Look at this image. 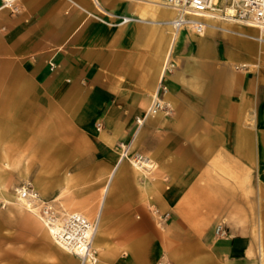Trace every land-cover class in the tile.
<instances>
[{
  "label": "crops",
  "instance_id": "1",
  "mask_svg": "<svg viewBox=\"0 0 264 264\" xmlns=\"http://www.w3.org/2000/svg\"><path fill=\"white\" fill-rule=\"evenodd\" d=\"M96 1L98 5L95 0H15V11L3 7L0 1V124L5 127L0 140H41L45 136L37 139L35 129L26 133L20 128L35 127L36 114L44 125L72 128L70 134L59 129L63 134L58 149L84 132L91 142L90 151L78 162L72 179L83 177L86 183L91 182V188L98 189L121 158L113 186L118 190L125 186L130 171L120 151L126 142L132 143L140 131L158 124L188 123L189 134L198 127L205 133V140L212 141L207 134L218 132L216 141L229 147L235 157L251 158L253 169L257 167L258 188L264 193V41L211 28L201 35L185 31L173 35L172 74L177 75L190 63L197 65L200 70L192 74L199 80L201 91H195L175 78L160 76L168 37L163 27L148 22L160 14L153 11V5L135 0ZM97 8L136 20L105 24L91 15ZM238 26L257 36L258 28ZM206 47H210V53H205ZM155 90L160 95L170 94L177 110L173 109L167 119L155 117L139 125ZM52 113L57 117L53 119ZM238 143H244L242 151ZM140 199L137 191H127L122 199H108L106 221L110 207L124 202L122 221L129 228L104 229L97 235L103 263L112 254V261L119 264H137L123 255L127 245L109 238L157 234L153 229H132L137 221L131 213L143 204ZM149 205L146 209L152 219L146 215L144 221L152 227L153 214L163 220L166 211H160L158 203ZM229 237H214L217 252L231 263L245 264L247 242Z\"/></svg>",
  "mask_w": 264,
  "mask_h": 264
},
{
  "label": "rangeland",
  "instance_id": "2",
  "mask_svg": "<svg viewBox=\"0 0 264 264\" xmlns=\"http://www.w3.org/2000/svg\"><path fill=\"white\" fill-rule=\"evenodd\" d=\"M256 31L257 36H262V30ZM170 35L173 36L172 29ZM158 112L153 118L164 120L172 114L167 106ZM6 113L5 110L4 115ZM35 116V127L20 128L26 133L35 129L37 139L57 133L59 129L71 132L69 126L44 125L43 119ZM55 117L57 115L52 113V118ZM187 124L155 125L146 132L140 131L133 143L126 142L125 147H121V152L127 150L124 160L130 171L125 186L118 190L112 188L109 196L122 199L127 191H137L143 204L132 210L131 215L137 221L132 229H153L157 234L109 240L127 245L123 255L137 264H234L217 252V243L213 240L215 236L241 237L247 242L245 264H264V193L257 185L258 175L254 172L257 167L253 169L251 158L235 157L229 147L216 141L218 132L208 133L212 141H206L203 130L192 126L196 131L189 134ZM4 129L0 124V131ZM69 139L44 161L36 156L37 141L0 140V264H79L73 255L25 220L26 206L15 215L6 214L5 191L10 196L25 187L51 200L59 212L80 213L91 221L96 220L95 209L106 176L98 189L91 188V182L86 183L83 177L77 181L72 179L78 162L89 153L91 142L84 132L81 136L76 134L75 141ZM238 146L242 151L244 143ZM136 155L148 157L150 166L137 168L133 164ZM70 179L74 180L71 184ZM155 203L160 211L170 214L165 213L160 220L153 211L154 223L149 227L144 221L146 215L151 218L146 208L147 204ZM122 204L110 207L103 230L129 228L127 222L122 221L125 209ZM219 225L223 233L216 232ZM100 231L98 226L93 242L98 254L96 264H119L112 261V254L107 255L104 263L100 260L101 250L96 244Z\"/></svg>",
  "mask_w": 264,
  "mask_h": 264
},
{
  "label": "built area",
  "instance_id": "3",
  "mask_svg": "<svg viewBox=\"0 0 264 264\" xmlns=\"http://www.w3.org/2000/svg\"><path fill=\"white\" fill-rule=\"evenodd\" d=\"M5 8L15 11V0H0ZM144 4L166 6L175 12L171 21L174 34L185 31L201 35L207 28L213 27L211 21L230 22L242 26L255 27L264 30V0H135ZM95 4L98 5L95 0ZM105 24L125 23L136 20L134 17L117 15L97 8L96 14H91ZM148 111H160L164 106L154 103L151 97ZM126 155V154H124ZM136 155L134 160L140 158ZM15 195L27 199L28 205L36 208L38 217L49 227L55 241L61 248L71 253L79 264H96L97 251L93 240L97 232V220L91 221L80 213L59 212L51 200L38 196L30 189L21 187ZM217 233H223L221 225Z\"/></svg>",
  "mask_w": 264,
  "mask_h": 264
},
{
  "label": "bare ground",
  "instance_id": "4",
  "mask_svg": "<svg viewBox=\"0 0 264 264\" xmlns=\"http://www.w3.org/2000/svg\"><path fill=\"white\" fill-rule=\"evenodd\" d=\"M150 7H152L153 11H156L160 14L157 18L148 19V22L151 23L153 26L163 27V31L167 34V37H168L167 50L165 52L163 65H162L161 71H160V76H167V77L175 78L181 84H183L189 88H192L195 91H201L199 80L195 77V75H193L195 73V71L200 70V68L196 67L197 65L194 66V63H190L189 66L183 67L177 75L172 74V71L174 69V64L172 63V51L174 48L173 47L174 46V36H171L170 32H171V29L173 30V28L171 26V21L175 17V12L166 6L153 5ZM211 22H212L213 27H211L210 31H221L224 34L238 35V36H243V37H251V38H254L257 40L264 41V37L250 35V34L246 33L245 31H243L242 27H240L236 24H233L230 22H221V24L219 25V24H217L216 21H211ZM173 35H175L174 32H173ZM210 52H211L210 47H206L205 53H210ZM152 97H154V103H158L160 106H167L171 110H173V109L177 110V108L175 107L176 101L167 92L160 95L155 90L152 93ZM158 113L159 112L156 109H152L150 112L147 110L145 115L143 116V118H139L138 124L140 125L142 123V121H144V120L154 121L153 115H156ZM57 133H59V134H56V132L50 133V134H48L49 135L48 137L45 136L41 140H38L36 142V143H39L38 144L39 148L36 150L37 151L36 156H38V160L44 161L48 157L54 155L55 149L58 147L57 146L58 142L61 141L59 139H61L60 135L63 134V131L59 130ZM50 135H52V136L50 137ZM135 137L136 136H134V138L132 139V143L134 142ZM124 154H127V150H125V149L122 152V155H124ZM121 160L122 159L119 158L118 162L108 172L105 183H104L103 188L101 190V194H100V197L98 200L97 207L95 209V216H96V220L98 221L97 228H98V226H100L101 231L103 230L104 225L106 223L105 221H106L108 208H109L108 207V204H109L108 199L110 198L109 193H110V190L113 188L114 184H116L117 179H116L115 174H116V170L118 167V163ZM149 162L150 161H149L148 157H143V156L133 160V164L139 169H143V168H145V166L146 167L150 166ZM41 191L43 193V190H41ZM9 195L10 196H8V193H6V191H5V196L7 198V200H6V203H7L6 214H8L10 216L15 215L17 213H20L21 207L26 206L28 214H26L25 220L28 223H30L31 225H33L37 229V231L43 233V235L46 236V238H48L50 240L52 239L57 244V242L55 241V238L53 237L52 233L49 230V227L44 223V221H42L38 217V214L36 212V208H32L30 206H27L28 205L27 199L19 198L16 195H12V194H9ZM93 242H94V240H93ZM58 246L60 247V245H58ZM69 254H71V253H69ZM86 264H91V263H86Z\"/></svg>",
  "mask_w": 264,
  "mask_h": 264
}]
</instances>
